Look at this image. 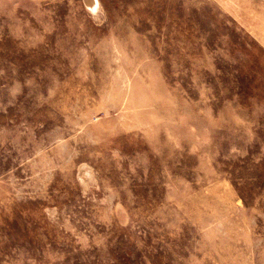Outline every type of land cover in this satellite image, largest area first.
Here are the masks:
<instances>
[{"label": "rangeland", "instance_id": "374dc122", "mask_svg": "<svg viewBox=\"0 0 264 264\" xmlns=\"http://www.w3.org/2000/svg\"><path fill=\"white\" fill-rule=\"evenodd\" d=\"M0 264H264V0H0Z\"/></svg>", "mask_w": 264, "mask_h": 264}]
</instances>
